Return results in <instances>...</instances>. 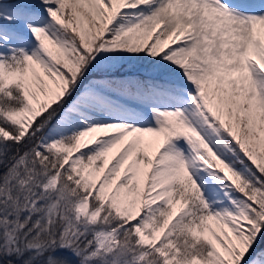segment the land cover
Here are the masks:
<instances>
[{"label":"snow or ice","instance_id":"1","mask_svg":"<svg viewBox=\"0 0 264 264\" xmlns=\"http://www.w3.org/2000/svg\"><path fill=\"white\" fill-rule=\"evenodd\" d=\"M0 264H264V0H0Z\"/></svg>","mask_w":264,"mask_h":264}]
</instances>
